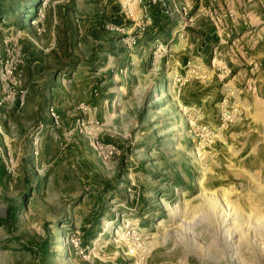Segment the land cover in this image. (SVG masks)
<instances>
[{
  "label": "rangeland",
  "instance_id": "rangeland-1",
  "mask_svg": "<svg viewBox=\"0 0 264 264\" xmlns=\"http://www.w3.org/2000/svg\"><path fill=\"white\" fill-rule=\"evenodd\" d=\"M139 1L141 6L143 0ZM119 9L118 0H0V53L4 46L16 41L24 55L21 86L16 90L14 102L0 108L4 115L0 120L4 180L0 214L11 211L12 237L25 243L23 249L31 256L29 261L33 259L29 264H117L118 259L132 264V259L124 254L134 246H140L135 261L140 259L139 264H145L154 245L163 241L174 243L193 257L198 255L204 264H264V132L260 146L261 169L254 167L246 178L234 174L237 169L222 150L225 131L219 141L205 149L202 169L186 133L197 170L196 189L191 196L180 197L169 206L152 199L154 208L150 210L156 213L141 218L142 214H133L138 192L131 191V195L124 188L123 199L116 197L106 206L107 215L101 213L92 223L85 220L98 186L93 174L111 179L120 195L121 179L155 171L152 163L150 167L147 162L159 150L142 144L146 141L145 134L130 132L121 139V134L111 132L114 137L111 143L119 155L112 163L102 165L85 135L75 126L79 118L88 127L97 122L98 139L106 142L105 126L95 114L100 102L107 98L104 93L106 67L112 70L111 78L116 81L118 59L107 55L105 48L118 37L103 25L111 23ZM139 16V7H135L132 19L125 26L130 29ZM37 28L41 29L39 34ZM134 49L135 45L128 50L132 53ZM151 50L149 46V62ZM164 68L159 70L164 76V82L159 85L153 83L154 69L150 65L147 71L131 70L136 77L131 83L133 94L140 99L156 93L172 96L171 74ZM252 77L253 74L235 89L227 84L231 92L241 91L239 100L248 109L244 99L255 92ZM246 85L249 89L244 90ZM107 91L118 95L115 83ZM20 94H23V104L19 107L17 96ZM53 97L60 99L63 117L57 115L50 102ZM62 98L72 102L65 103ZM91 99L95 100L96 107L88 105ZM78 104L94 110L82 114L75 109ZM49 108L58 116L57 126L49 117ZM249 116L250 109L242 122L250 121ZM215 119L210 126L217 124ZM35 135L36 156L32 153ZM198 155L201 157L203 153ZM8 157L17 165L15 180L10 183L4 164ZM224 173L236 176L226 175L214 188L202 185L204 177L213 179ZM160 222L162 226H158ZM74 229L81 232L83 255L69 244ZM126 232H134L132 235L137 241L122 242Z\"/></svg>",
  "mask_w": 264,
  "mask_h": 264
},
{
  "label": "crops",
  "instance_id": "crops-1",
  "mask_svg": "<svg viewBox=\"0 0 264 264\" xmlns=\"http://www.w3.org/2000/svg\"><path fill=\"white\" fill-rule=\"evenodd\" d=\"M172 1L184 2L189 7V15L193 19V25L185 28L179 37L176 35V22L167 19L160 14L157 7L154 8L147 0H143L142 5L145 6L148 23L137 36L133 52L130 53L118 39L106 45L107 55L118 60L116 81L111 78L112 70L106 67L104 93L107 98L100 102L98 112L95 114L105 126V141L110 143L113 141L111 132L121 134V139L128 133L135 132L146 135L143 145L148 144V148L159 147V150L157 148L158 151H155L157 155L149 157L147 162L150 167L152 163L155 171H151L149 167L151 173L147 175L139 177V174L135 173L121 179L118 185L120 195L118 187L111 179L100 178L99 174L92 175L96 176L95 182L98 186L95 187L97 191L92 194L85 216V220L91 223L92 219L98 218L101 213L107 215L106 206L116 197L121 196L123 199L124 188L127 187H131L132 193L138 192L133 214H142L141 218L156 213L150 210V207L154 208L152 199L156 198L169 206L180 197L191 196L196 189L197 170L193 161L192 145L186 135L184 118L172 97L165 93H156L152 96L144 95L143 99H140L132 92L131 83L136 77L132 75L131 70L138 68L147 71L149 65L147 48L155 41L165 44L167 53L160 58L153 71L154 84L164 82L163 72H159L162 67H165L169 74H181L182 67L187 61L196 60L209 70L208 80L204 82L193 80L186 83L178 97V102L182 106L197 109L202 121L208 125L215 123L216 105L225 92V82L235 89L253 74L255 92L247 94L244 99L249 104L250 121L234 123L225 130L226 149L223 147L222 150L226 153L229 163L237 169L234 173L237 176L246 178L250 176L254 167L261 169L260 146L264 132V0ZM208 14L222 17L218 30L215 29ZM213 48L218 51V55L214 57ZM113 82L118 90L117 96L112 95L113 91H107ZM62 100L65 103L71 101L68 98ZM50 102L53 103L57 115L63 117L64 114L59 109L60 99L53 97ZM113 102H116V105ZM87 103L91 107H96L94 99ZM61 122L63 125L62 118ZM1 172L0 162V196L4 191ZM229 174L232 178L236 176ZM229 174L224 173L213 179L204 177L202 185L208 188L217 187ZM26 180L29 178L26 177ZM4 217L5 213L3 216L0 214V264L32 263L33 259L29 261L31 256L23 249L25 243L20 238L12 237L10 223L5 221ZM145 220L144 224L147 223ZM86 246L88 245L85 244ZM117 264H125V261L118 259ZM145 264L204 263L198 255L193 257L174 243L168 244L163 241L154 245Z\"/></svg>",
  "mask_w": 264,
  "mask_h": 264
},
{
  "label": "built area",
  "instance_id": "built-area-1",
  "mask_svg": "<svg viewBox=\"0 0 264 264\" xmlns=\"http://www.w3.org/2000/svg\"><path fill=\"white\" fill-rule=\"evenodd\" d=\"M139 3V0H118L120 13L123 15V18L126 21L130 20L129 18L132 19L135 7H139V20L134 21L130 29H128L124 24L115 25L113 23H106L103 25V28L105 30L119 34L121 36V42L127 49H130L135 45L137 36L142 33L144 27L148 23V18L145 13V6H139ZM147 3L151 6L157 7L160 14L167 19L174 20L176 22L177 37H179V35L184 31L185 28L193 25V19L189 15V7L184 2L179 1L178 3H174L172 0H147ZM208 16L215 29L218 30V28H220L222 17L214 14H208ZM36 30L39 34L41 29L37 28ZM151 49L152 50L149 65L150 67L155 69L159 63L160 58L163 55H166L167 46L165 44H162L161 42L155 41L152 44ZM217 55L218 51L216 50V48H213L212 57ZM23 60L24 55L20 51L19 47H17L16 41H14V43H9L8 46L3 47V50L0 53V108L10 105L12 102H14L16 90L21 86V68L23 65ZM182 70L183 71L181 74L172 73L170 76V90L172 94L171 97L178 111L184 118L186 124V133L191 138L194 146L193 148L196 162L201 166L200 169H202L204 167L202 161L205 158V149L210 147V145L215 141H219L222 138L221 134L223 133V131H225L230 125L246 120L249 109L246 104L242 103L239 100L241 91L231 92L227 87V82H225L224 86L226 87V90L216 105L217 124L215 126H210L202 122L200 112L195 108L182 106L178 102V97L180 95L181 88L186 83H189L193 80L199 82L208 80L210 78L209 70L196 60L187 61L182 67ZM246 88L249 89V86L246 85V87L243 89L246 90ZM17 103L19 107L23 104V94L17 96ZM75 109L80 111V113L82 114H87L94 110L83 104H78ZM48 113L52 123L57 126L58 116L52 111L51 108H49ZM1 119H4V115L0 112V120ZM96 125L97 122H93L91 126L88 127L87 122H85L83 118L75 120L76 129L78 130V132H82L85 135L89 146L95 152L100 163L102 165L112 163L114 159L119 155V151L112 143L103 142L98 139L97 131H95L97 130L95 128ZM32 147V153L36 156V135L33 137ZM199 153H203V155H201L200 157L198 155ZM0 157L2 158L1 149ZM4 164L8 183L13 182L16 177L15 170L17 165L11 157H8ZM126 191L128 193H131V188L127 187ZM128 225L126 226L128 227ZM126 226H124L123 228L126 229ZM133 233L134 232H126L125 234H123L126 235L127 241L122 242L130 241L132 244L134 243V241H137L138 238H136L135 235H132ZM80 237V230L74 229L73 233L69 237V244L74 247V249L78 250L79 255H83V250L80 249ZM137 247L140 248V246H134V248L132 249H127L126 253L124 254L132 259V264L140 263V259H137V261H135V258L138 257ZM116 248H119V246H117Z\"/></svg>",
  "mask_w": 264,
  "mask_h": 264
},
{
  "label": "trees",
  "instance_id": "trees-1",
  "mask_svg": "<svg viewBox=\"0 0 264 264\" xmlns=\"http://www.w3.org/2000/svg\"><path fill=\"white\" fill-rule=\"evenodd\" d=\"M154 7V6H153ZM155 8V7H154ZM111 23L115 24V25H121V24H126V22L128 21H125L124 18H123V15L120 13V9L118 10V13H117V16L113 17L111 20ZM124 21V22H123ZM114 34L115 36L118 37V40L121 41V36L119 34H116V33H112ZM11 211L7 210L5 212V217H4V220L7 221L8 223H10V220H11V216L10 213ZM97 217H94L92 219V221H94Z\"/></svg>",
  "mask_w": 264,
  "mask_h": 264
},
{
  "label": "bare ground",
  "instance_id": "bare-ground-1",
  "mask_svg": "<svg viewBox=\"0 0 264 264\" xmlns=\"http://www.w3.org/2000/svg\"><path fill=\"white\" fill-rule=\"evenodd\" d=\"M158 226H162V223L160 222L159 224H158ZM124 236V235H123ZM124 238V237H123ZM122 241V240H121ZM121 241H116L117 243H119V242H121ZM123 241H127V237H126V235H125V238L123 239Z\"/></svg>",
  "mask_w": 264,
  "mask_h": 264
}]
</instances>
